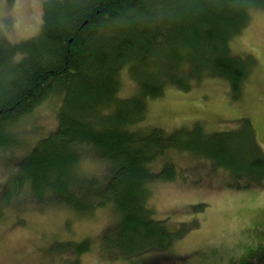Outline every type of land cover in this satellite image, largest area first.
<instances>
[{"label":"trees","instance_id":"16d2710c","mask_svg":"<svg viewBox=\"0 0 264 264\" xmlns=\"http://www.w3.org/2000/svg\"><path fill=\"white\" fill-rule=\"evenodd\" d=\"M250 9L264 10V0L45 1L36 37L10 43L0 36V147L12 144L13 124L51 92L61 93L57 126L21 164V173L39 198L47 188L84 214L90 203L81 205L80 196L68 187L77 173L82 147L88 145L86 149L109 164L102 178L79 175L92 184L91 192L106 196L114 208L115 239L109 242L105 236L103 244L121 255L135 256L139 264L160 263L182 234L152 215L148 205L149 186L156 177L152 164L160 162L166 170V150L187 149L195 143L194 150L200 151L203 136L183 142L176 131L164 133L156 125H138L146 116L148 100L162 96L166 85L188 90L212 76L228 81L236 94L249 65L232 53L230 40L247 25ZM124 68L138 91L117 105L115 93ZM92 117L95 121L85 120ZM246 140L249 143L250 137ZM227 146L221 150L214 146L211 157L246 166L232 170L250 175L251 184L264 177V156L258 152L254 158L248 153L235 159ZM163 176H174V168ZM21 179L17 173L12 188L3 194L10 196ZM93 205L85 213L106 204L95 201ZM88 246L85 241L77 244V257ZM260 250L239 264H264ZM184 262L185 257H177L173 264Z\"/></svg>","mask_w":264,"mask_h":264},{"label":"rangeland","instance_id":"374dc122","mask_svg":"<svg viewBox=\"0 0 264 264\" xmlns=\"http://www.w3.org/2000/svg\"><path fill=\"white\" fill-rule=\"evenodd\" d=\"M45 1L0 0V36L10 43L36 37ZM230 47L249 65L236 94L228 81L212 76L203 77L188 90L166 85L162 96L148 100L146 116L138 125H156L164 133L176 131L183 142L203 136L200 151L194 150L195 143L187 149L167 148L165 158L172 169L162 170L160 162L152 164L156 172L149 186L152 215L182 234L158 264H173L177 257H185L183 264H239L259 249L264 255V177L251 184L250 175L232 170L246 166L224 164L210 155L212 149L228 145L235 159L248 153L254 158L258 152L264 156V10L250 9L247 25L231 38ZM119 84L117 105L123 98L137 96L136 82L125 68ZM62 101L61 93L51 92L10 127L12 144L0 147V196L12 188L17 173L22 176L12 194H3L0 201V264H74L75 258L78 264H139L135 256L121 255L103 244L105 236L109 242L115 239L114 208L106 196L91 192L92 184L79 175L102 178L109 164L86 149L88 145L82 147L77 173L68 187L80 196L81 205L90 203L84 214L47 188L39 198L21 173V164L41 139L54 132ZM173 168L174 176L165 178L164 172ZM95 201L106 205L85 213ZM83 241L89 248L77 257L75 246Z\"/></svg>","mask_w":264,"mask_h":264}]
</instances>
